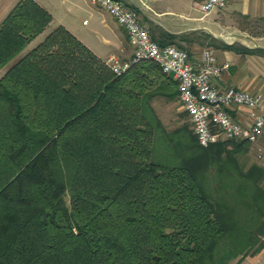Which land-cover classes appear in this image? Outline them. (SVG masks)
I'll return each instance as SVG.
<instances>
[{"label":"trees","instance_id":"1","mask_svg":"<svg viewBox=\"0 0 264 264\" xmlns=\"http://www.w3.org/2000/svg\"><path fill=\"white\" fill-rule=\"evenodd\" d=\"M50 22L19 1L0 24V69ZM176 88L151 61L114 73L63 26L17 59L0 77V264H240L261 251L264 168L238 165L246 141L167 132L152 102Z\"/></svg>","mask_w":264,"mask_h":264},{"label":"crops","instance_id":"2","mask_svg":"<svg viewBox=\"0 0 264 264\" xmlns=\"http://www.w3.org/2000/svg\"><path fill=\"white\" fill-rule=\"evenodd\" d=\"M19 1L0 0V24ZM120 1L138 12L140 23L156 42L165 44L170 41L168 35L174 36L192 62L198 60L206 47L215 51L220 62L228 61L230 68L220 80L215 81L220 87L234 86L264 99V56L239 54L214 45L237 43L249 49H264V45L250 47L244 44L257 38H252L246 30L234 25V21L240 18L264 19V0H228L224 9L206 16L198 10L203 0ZM36 3L51 15V22L14 60L0 69V77L58 26H63L102 60L114 56L125 61L131 57L132 49L125 30L108 12L92 5L90 0H38ZM260 40L264 41V36ZM157 100L165 101L158 98L154 103ZM238 110L239 115L232 114L235 119L249 120L247 110ZM240 264H264V248L256 254L247 255Z\"/></svg>","mask_w":264,"mask_h":264},{"label":"built area","instance_id":"3","mask_svg":"<svg viewBox=\"0 0 264 264\" xmlns=\"http://www.w3.org/2000/svg\"><path fill=\"white\" fill-rule=\"evenodd\" d=\"M37 2L38 0H30ZM106 12L126 33L132 49L131 57L121 61L111 56L106 64L116 74L131 64L151 61L161 72L176 82L178 99L186 113L191 131L201 147L223 141L255 142L264 132V99L234 86L220 87L218 81L230 68L228 61L220 62L215 51L206 47L196 62L186 50L172 44L160 45L140 23L138 12L120 0H90ZM228 0H203L198 5L202 16L222 10ZM240 108L247 110L249 120L235 119Z\"/></svg>","mask_w":264,"mask_h":264},{"label":"rangeland","instance_id":"4","mask_svg":"<svg viewBox=\"0 0 264 264\" xmlns=\"http://www.w3.org/2000/svg\"><path fill=\"white\" fill-rule=\"evenodd\" d=\"M234 25L246 30L252 38H257L249 40L244 44L250 47L264 45V41L260 40V37L264 36L263 21L240 18L234 21ZM168 44H172L179 48L181 47L177 39H173L172 42ZM152 105L156 116L167 132H172L178 129H186L188 132H191L189 119L181 107L178 96L170 101L157 100L154 103L153 100ZM228 148H230V146ZM235 156L238 165L243 169L249 168L252 164H256L264 168V132L255 142L249 143L244 152H240ZM67 200L68 198L66 197V201ZM231 264H233V262Z\"/></svg>","mask_w":264,"mask_h":264},{"label":"water","instance_id":"5","mask_svg":"<svg viewBox=\"0 0 264 264\" xmlns=\"http://www.w3.org/2000/svg\"><path fill=\"white\" fill-rule=\"evenodd\" d=\"M244 46V45H243Z\"/></svg>","mask_w":264,"mask_h":264}]
</instances>
